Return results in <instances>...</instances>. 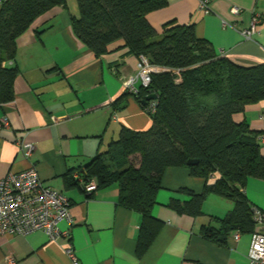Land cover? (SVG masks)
I'll return each instance as SVG.
<instances>
[{"label":"crops","instance_id":"1","mask_svg":"<svg viewBox=\"0 0 264 264\" xmlns=\"http://www.w3.org/2000/svg\"><path fill=\"white\" fill-rule=\"evenodd\" d=\"M166 2V7L147 15L157 32L169 22L192 25L195 35L210 43L218 56L246 68L264 64V0H210L209 13L200 9V0ZM76 15L75 0H67L66 8L39 17L17 38L15 60L3 64L18 70L14 100L0 104V180L33 167L45 186L67 198L71 223L62 221L59 228L68 230L69 236L52 241L42 231L0 234V264H6V258L12 259L10 264H72L65 251L69 242L80 264H252L247 259L250 234L237 240L230 234L225 246L201 236L202 226L219 227V220L234 207L231 200L209 194L197 217L167 207L171 199H189L178 193L181 188L202 192L206 181L191 176L187 168L165 170L152 209L162 226L141 255L137 250L141 215L118 205L115 184L87 193L68 183L67 178L105 151L122 129L146 131L151 126L139 102L124 97V77L135 73L137 58L121 40L95 57L72 32L71 18ZM255 16L260 24L246 39L241 30ZM48 18L49 28L36 36L35 30ZM162 71L154 67V72ZM3 119L6 126L1 125ZM234 121L264 133V101L247 106ZM20 143L34 146L29 158L19 151ZM260 152L264 155V139ZM243 191L253 208L264 211V180L248 179Z\"/></svg>","mask_w":264,"mask_h":264},{"label":"trees","instance_id":"2","mask_svg":"<svg viewBox=\"0 0 264 264\" xmlns=\"http://www.w3.org/2000/svg\"><path fill=\"white\" fill-rule=\"evenodd\" d=\"M75 2L72 32L95 57L103 56L111 43L121 40L129 54L144 57L152 67L163 70L151 74L148 87L124 96H133L139 102L151 120L150 128L122 129L105 151L97 153L78 172L83 182L94 181L96 190L115 184L118 205L141 215L139 255L148 249L162 226L152 209L168 168H187L191 176L206 181L200 194L186 188L178 190L189 199L169 201L167 207L176 213L200 216L209 194L234 203L219 220L218 228L202 226L204 239L225 246L230 234H251L254 208L243 189L250 178L264 180V155L260 152L264 133L251 130L246 122H235L234 116L264 101V64L246 68L218 56L210 43L195 35L192 25L169 22L157 32L147 15L166 7V0ZM66 7L67 0H1L0 104L14 100L18 70L3 64L15 60L17 38L39 17ZM49 21L46 19L35 30L36 36L49 28ZM149 95H156V99L142 105ZM152 101L155 106L149 111ZM189 160H197V164L188 166ZM67 181L82 187L72 176Z\"/></svg>","mask_w":264,"mask_h":264},{"label":"built area","instance_id":"3","mask_svg":"<svg viewBox=\"0 0 264 264\" xmlns=\"http://www.w3.org/2000/svg\"><path fill=\"white\" fill-rule=\"evenodd\" d=\"M210 0H200V9L209 13ZM238 13V9H232ZM260 19L255 16L251 25L241 30V35L250 39L256 32ZM154 72L146 58L139 57L136 62L135 73L124 77L126 91L135 95L139 87H148L151 82V74ZM155 102L148 105V110L153 111ZM6 126V119L1 121ZM264 139L261 137V140ZM18 149L24 157L29 158L34 146L27 143L18 144ZM87 193L96 190L94 181L83 182L78 172L72 174ZM70 204L67 198L60 192L47 187L40 180L37 171L30 167L19 173H9L0 180V234L4 236L28 235L35 231H42L52 241L67 239L69 232L62 231L59 224L62 221L71 223L69 212ZM254 229L250 234L251 242L247 252V259L252 264H264V211L254 208L252 211ZM240 234H234L238 239ZM66 254L72 264H80L75 258L70 242L66 248ZM6 264L12 263L11 258L5 259Z\"/></svg>","mask_w":264,"mask_h":264},{"label":"water","instance_id":"4","mask_svg":"<svg viewBox=\"0 0 264 264\" xmlns=\"http://www.w3.org/2000/svg\"><path fill=\"white\" fill-rule=\"evenodd\" d=\"M154 99H156V95H149L141 102V104L145 105L148 101H151V100H154ZM195 164H197V160H189L187 162L188 166H193Z\"/></svg>","mask_w":264,"mask_h":264},{"label":"rangeland","instance_id":"5","mask_svg":"<svg viewBox=\"0 0 264 264\" xmlns=\"http://www.w3.org/2000/svg\"><path fill=\"white\" fill-rule=\"evenodd\" d=\"M137 162V158L136 157H134L133 159H132V163H136Z\"/></svg>","mask_w":264,"mask_h":264}]
</instances>
